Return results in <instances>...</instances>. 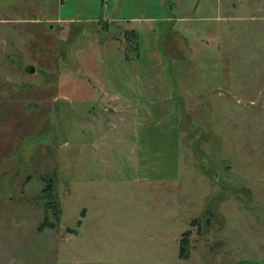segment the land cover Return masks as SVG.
<instances>
[{
    "label": "rangeland",
    "instance_id": "obj_1",
    "mask_svg": "<svg viewBox=\"0 0 264 264\" xmlns=\"http://www.w3.org/2000/svg\"><path fill=\"white\" fill-rule=\"evenodd\" d=\"M253 258L264 0H0V264Z\"/></svg>",
    "mask_w": 264,
    "mask_h": 264
},
{
    "label": "trees",
    "instance_id": "obj_2",
    "mask_svg": "<svg viewBox=\"0 0 264 264\" xmlns=\"http://www.w3.org/2000/svg\"><path fill=\"white\" fill-rule=\"evenodd\" d=\"M54 208H56L54 206ZM57 214V211H56ZM190 233H186L183 236L182 242H181V246H180V254H181V258L188 260L189 259V254L187 253V249L189 248V242H190Z\"/></svg>",
    "mask_w": 264,
    "mask_h": 264
},
{
    "label": "crops",
    "instance_id": "obj_3",
    "mask_svg": "<svg viewBox=\"0 0 264 264\" xmlns=\"http://www.w3.org/2000/svg\"><path fill=\"white\" fill-rule=\"evenodd\" d=\"M236 264H264V259L263 258H253V259H246L242 260Z\"/></svg>",
    "mask_w": 264,
    "mask_h": 264
},
{
    "label": "water",
    "instance_id": "obj_4",
    "mask_svg": "<svg viewBox=\"0 0 264 264\" xmlns=\"http://www.w3.org/2000/svg\"><path fill=\"white\" fill-rule=\"evenodd\" d=\"M36 71L34 70L33 73H35Z\"/></svg>",
    "mask_w": 264,
    "mask_h": 264
}]
</instances>
